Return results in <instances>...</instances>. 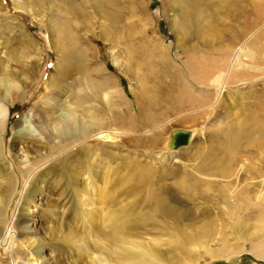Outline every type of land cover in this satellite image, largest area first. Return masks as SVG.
Wrapping results in <instances>:
<instances>
[{"label":"rangeland","instance_id":"rangeland-1","mask_svg":"<svg viewBox=\"0 0 264 264\" xmlns=\"http://www.w3.org/2000/svg\"><path fill=\"white\" fill-rule=\"evenodd\" d=\"M205 1L0 0V264H264V157L244 159L264 120V0H237L255 7L241 42L258 54L217 88L190 68L222 64L244 15ZM185 86L207 100L180 101ZM59 111L117 142L92 124L57 137ZM175 129L192 136L171 149Z\"/></svg>","mask_w":264,"mask_h":264},{"label":"bare ground","instance_id":"bare-ground-1","mask_svg":"<svg viewBox=\"0 0 264 264\" xmlns=\"http://www.w3.org/2000/svg\"><path fill=\"white\" fill-rule=\"evenodd\" d=\"M16 1H18V0H15V2ZM193 1H195V3L197 1L198 4H201L202 1L206 2L205 0H193ZM210 1H211L210 4H212L214 7L220 5V8H222L223 6H227L226 3L228 2L229 6L230 7H234L237 11H238V7H239V10L241 9V11L243 12V15H244V18H243L244 21L242 20L243 22H241L240 24L239 23L238 24H234V25H236L233 28V32L235 34L227 37L226 48H227V55L228 54L229 55H228V57H224L223 58V63L222 64H220V60L217 59L216 62H218L220 65L213 66L211 68L210 66L207 65V61L205 60V64L202 61H199V64L195 66L196 68L195 67L194 68H190V70L193 73V77H194V79L196 80V82L198 84H204V85H208L209 84V86L210 85H216V88H217L218 86L223 84V82L225 80H228L229 76L237 75L239 73V70H243L244 68H246V63H244V61H242V57H248V58L251 59V58H254L256 56V54H258L255 51V49L253 48V45L241 42L242 41L241 38L246 34L248 28H250V25H251L250 24L251 20H247V16L252 14L251 11H253V9H255V7L251 10V9H248V8L244 7V5H239V4L236 5L239 2V0H238V2H237V0H210ZM195 3H192V5L195 6ZM59 4H61V3H59ZM15 5L17 6V8L19 7L18 6V2ZM241 11H239V12H241ZM67 12H68V10H67ZM199 13H201V12H199ZM256 13H257V9L255 10V14ZM68 15H70V14H68ZM243 15H241V17ZM254 25H255V23H254ZM66 32H68L67 28H65L64 26L60 27L59 38L61 39L62 43H63L62 37H64ZM254 39H258V38L255 37ZM250 42H252V41H250ZM230 56H233L232 59H230ZM261 61H262V63H264V56H261ZM252 68H254V66H252ZM240 72H242V71H240ZM207 74H213L212 77L209 79V80H211L210 83H208V82L206 83V77H207L206 75ZM1 84H3L2 81H1ZM189 88L190 87L185 86V91L183 92L180 101H183L186 104H194V103H196V101H198L197 103L200 105L202 103V101H206L207 100V96L208 95L203 96L202 94H199V93H198V95L199 96H203L204 100L203 99H201V100H193L192 99L193 96H194L195 99H196V96L192 95V98H191L190 94H188L189 96L187 95V92L193 93L192 90H190V91L188 90ZM219 93L216 92L217 95ZM180 101H178L177 103H179ZM263 108L264 107H262L261 109H263ZM6 112H7L6 108L4 107L3 103L0 102V126L3 125V121H4V117L6 116ZM257 118H261V116L257 117ZM49 120L51 121L52 127L55 130V135L57 137H59V138H67V137H70V136H75L76 137L78 135V132L80 131V128H82L85 132H87V131H89L92 128V125H94L95 128L93 127L88 132V133H90V135L97 134L98 137L100 139H102L104 143L108 142V143H112V144L114 143L115 144L117 142L116 141L117 140L116 134L113 131L111 132V131H109L107 129H102L101 123H99L98 121H96L94 119H90V121L83 122L82 125H80L78 123L79 122L78 117H76L73 113H66L64 111H59L56 115H53L51 117V119H49ZM251 122H252V120H250V123ZM255 122H257V125L256 126L255 125L254 126L251 125L253 127H250L249 131H247V134L251 138H253V140L251 141V144L249 146L250 149L249 150L247 149L246 152H249L250 154L254 153L253 157L245 156L244 159L246 161H248V162H250L249 160L253 161L252 159L254 158L255 155H259L258 157H260V158H262V156L264 157V120H263L262 124L259 123L258 119H255ZM39 127L40 126H37V129L42 133V137H43V134L45 135V133ZM26 128L28 130L34 129V127L33 126L31 127L30 125L26 126ZM20 129H22V128H20ZM94 129H97V131L92 132ZM191 136H192V132H190V138H191ZM241 140H242V136L241 135L238 136L237 132H235V131L228 132L225 135V137L223 138V143H222L223 147L220 149V163H221V165L226 161L225 159L228 156V154L230 155L232 153V149H230L229 147L230 146L231 147L235 146V148H237V145L240 143ZM169 141H170V138H167L165 144L169 145ZM240 158H241V156L239 155V157H237V159H240ZM237 159H236V161H237ZM255 160H256V158H255ZM247 164H251V166H253L252 163H247ZM253 164H254V161H253ZM257 164L258 163H256L255 165H257ZM258 168L260 169L261 167L258 166ZM223 172L224 173H228L226 168H223ZM32 185H34V183H31L30 186H32ZM24 187H25V189H24V191L22 190V192H21V194L19 196L20 198H19L18 202L15 205V210L17 208H25V207H26V209L27 208L30 209L29 205L31 204V201L29 200L28 197H27L28 198L27 200L25 198L26 191L29 188V185L26 187V181H25ZM30 188H32V187H30ZM33 191H35L34 188H33ZM13 213H14L15 218L13 216V219H12V221L10 223H14V222L20 221V223L23 224L25 219L17 218L16 215H15V211H13ZM13 227L14 226L12 224L10 226L6 225L5 228H7V231L4 233V235L2 236V238L0 240V243H2V245L4 246L3 249H4V252H5L4 253L5 255L9 254V251L7 249H8V245L11 244V241H12V238H13V233L11 231V230H13L12 229ZM6 250L8 251V253L6 252ZM96 259H97V257H96ZM91 260H92V258H91ZM92 262H93V260H92ZM14 264H17V262L15 261ZM105 264H112V263L105 262Z\"/></svg>","mask_w":264,"mask_h":264},{"label":"water","instance_id":"water-1","mask_svg":"<svg viewBox=\"0 0 264 264\" xmlns=\"http://www.w3.org/2000/svg\"><path fill=\"white\" fill-rule=\"evenodd\" d=\"M190 140V131L184 129H175L171 132L169 146L171 149H177L188 144Z\"/></svg>","mask_w":264,"mask_h":264}]
</instances>
